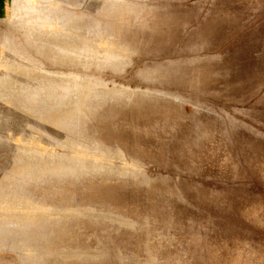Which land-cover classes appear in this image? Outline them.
<instances>
[{"label":"rangeland","instance_id":"obj_1","mask_svg":"<svg viewBox=\"0 0 264 264\" xmlns=\"http://www.w3.org/2000/svg\"><path fill=\"white\" fill-rule=\"evenodd\" d=\"M4 3L0 43L14 36L64 78L31 104L26 94L14 99L44 123L46 143L38 144L47 149L0 156V264H158L168 253H180L172 264H264V151L240 144L244 135L264 146V0H84L71 8L85 15V29L122 46L119 68L49 63L10 27ZM192 123L215 127L202 146L238 173L176 167L168 134L186 144ZM231 195L255 208L211 202ZM16 238L26 245L7 244Z\"/></svg>","mask_w":264,"mask_h":264},{"label":"bare ground","instance_id":"obj_2","mask_svg":"<svg viewBox=\"0 0 264 264\" xmlns=\"http://www.w3.org/2000/svg\"><path fill=\"white\" fill-rule=\"evenodd\" d=\"M83 1L84 0H6V4L4 3V5L6 7V12H4V13H6V18L9 20V21L8 20L7 21L9 22L10 27L14 31L22 34V36L25 39V42L34 50L36 55L42 57L43 59H45L46 61H48L49 63H51L53 65H57V64H61V65L83 64L86 67H89L91 64L97 65L99 63L104 62V63H109V64L113 65L115 68H119L127 58L126 52L122 48V46H120L119 44H116L112 39L105 37L100 32H98L99 36H97L96 33L93 32L92 30H90L89 28L85 29L86 28L85 27L86 21L84 19L85 15L83 13L77 14L76 11L71 10V8H78V6H80ZM107 4H110V3H107ZM62 6H66L67 8L62 7ZM112 6H113V4H112ZM110 7H111V5H110ZM106 8H108V6ZM131 17L133 18V16H131ZM130 32H131V29H130ZM14 38H15L14 36L12 39L5 37V39L0 43V156L8 155L12 151L20 150V149H22V151H25V152L33 150V151L37 152L38 154L42 155L43 152L46 151L47 148L41 146V144H38V142L46 143L45 139L41 135L42 132L45 130V125L41 121L40 118H38L37 120H34V121L31 119H28V117L26 116V113L31 111L30 105L26 104V102L21 103L19 101L14 100V99L20 97L23 94L24 95L26 94V97L29 99V103L31 104V102L37 101V99L40 96V89L43 88L47 82H53L56 79H63L64 75L59 73L58 71H50V70L46 69L45 67H43L42 61L40 59H36V58L31 57L23 49L22 45H19L18 42ZM183 74H184V72H183ZM167 77H169V76H167ZM172 80H173V78H172ZM166 81H167V79H166ZM61 88H63L64 91H68L67 85L62 86ZM192 128H195V131H194L195 136L192 138V140H190V141L187 140L186 144H182V143L180 144V141H182V140H180V135L178 133L170 132L168 134L170 139H169L168 143L166 144V147L169 150L170 156L174 159V163H175L176 167H178L184 171L185 170H195L198 173L208 171V170H209L208 172H210V170H212V171L216 172L218 175H226L227 176V174H231V175L234 174V172H236L234 169L237 168L236 167L237 165L232 160H229L226 157H221V156H223V154H222L220 156L221 160L219 162H216V161H214L213 156L217 155L218 152L217 153L214 152L215 150L210 151V149L209 150L205 149L202 146L203 143H204L205 147L208 146V145H205L206 141H203V143H202L201 140H203V138H205L207 140L206 135L210 134L211 132L213 134V131L216 130L215 127L212 125H208V126L204 125V126H201V129H200V128H198L197 125L192 123ZM146 133H148V132H146ZM192 133H193V130L190 133V135ZM217 133H216V137L218 135ZM13 135L17 136L16 137L17 140L16 141L14 140L15 142L10 139V137H13ZM190 135H187V136H190ZM213 136H212V138H213ZM218 138H220V137H218ZM187 139H189V137H187ZM209 139H210V141L213 140V139L211 140V136H210V138H208V140ZM241 139H243V140L241 141L242 143H240V144L242 146L247 145L248 149H249V147L252 148L254 150V153L257 152L258 150L264 151V146L261 145V143L259 141L255 140L251 137L244 136V135ZM210 141L209 142L207 141V143L211 144L212 142H210ZM216 141L217 142L221 141V139L218 140L216 138ZM213 144H215V140H214ZM213 144H212V147L214 146ZM218 144H219V142H218ZM218 146H220V145H218ZM206 148H208V147H206ZM214 148H216V147H214ZM211 150H212V148H211ZM222 150L223 149L220 150L221 153H223ZM225 150L226 149H224V151ZM260 158H261V156H260ZM260 164H262V162ZM260 164H259V167H260ZM253 167H255V166H253ZM261 167H260V170H261ZM238 168H240V167H238ZM179 172H180V170H179ZM184 173H186V172H184ZM236 173H238V172H236ZM175 174H177V173H175ZM240 174H241V172H240ZM178 176H179V174H178ZM233 176H235V175H233ZM168 177L173 179V177L170 174L168 175ZM206 177L208 178V176H206ZM174 178H175V175H174ZM231 178H232V176H231ZM173 180H175V179H173ZM3 195H4L3 191H2V189H0V201L3 199ZM211 202H215L219 206H222L226 209L228 207H231L233 209H241V210L245 211L246 214H250L251 210L255 208V207L253 208V204H251V203L250 204L249 203L244 204L243 199L237 198L235 195H231L228 197L220 196V197L212 199ZM241 210H239V211H241ZM254 212H256V211H254ZM244 217H245V215H244ZM252 218H253V215H252L251 219ZM189 223H191V225H193L194 222L192 220L191 221L189 220ZM178 225H179L178 219L174 220V223H173V228L175 229L174 231H176V229H179L178 227L176 228V226H178ZM195 227H197V226H195ZM190 228L191 227L189 226V229ZM195 229H197V228H195ZM191 230H192V228H191ZM180 231H182V230H180ZM195 232L197 233V231H195ZM174 234H173V236H176V235L178 236V234H175V235ZM181 235H183V234H181ZM185 235H187V234H185ZM189 236H191V235H189ZM181 237H183V236H181ZM173 238L174 237H172V240H173ZM175 238H177V237H175ZM13 239L9 240L7 242V244L9 243L12 246H16V245L21 244L25 241L22 238H16L15 240H13ZM190 240H188V241L192 242L194 240V238L192 239V241H190ZM212 241L210 239V241L209 242L207 241V242L210 244V243H212ZM203 242H202V245H203ZM4 243H6V240L4 241ZM179 243L180 242L178 240V244ZM198 243H197V245H198ZM1 244H2V242L0 241V245ZM23 244L26 245V243H23ZM192 244H193V242H192ZM200 244H201V242H200ZM200 244H199V246H201ZM218 244H215V245H218ZM184 245H187V244H184ZM211 245H214V244H211ZM242 245H243V243H242ZM204 246H205V243L202 246L204 248L203 253L205 252L204 250L207 248L206 246L205 247ZM246 246H249V245H246ZM211 247H213V246H211ZM227 247H226V249H227ZM243 247H244V245H243ZM208 248H210V247H208ZM220 248L218 247V249H220ZM245 248H247V247H245ZM184 249L186 250V248H184ZM193 249H194V247H193ZM213 249L214 248H212L211 250H213ZM216 249L217 248H215V250ZM218 249H217V252H219ZM222 249H223V247H222ZM188 251H189V249H188ZM190 251H191V249H190ZM200 251H201V248H200ZM220 251H221V249H220ZM237 251H239V249ZM247 251H248V249H247ZM182 252H183V250H182ZM242 252L245 253V250H243ZM192 253H193V251H192ZM198 253H200V252H198ZM250 253L252 254V252H250ZM250 253H248V254H250ZM179 254H177V255L179 256ZM184 254L182 256H184ZM248 254H246V255H248ZM207 255H209V254H207ZM259 255H256V256H259ZM174 256H175V253L164 254V256L162 258L157 259L158 264H172V260L174 258L176 259L178 257V256L177 257H174ZM188 256H189V254H188ZM197 256H199V255H197ZM216 256H218V255L216 254ZM244 256H245V254H244ZM201 257H202V255H201ZM203 257H204V255H203ZM260 257L262 258L261 255L259 256V259H261ZM195 258H196V256H195ZM199 258H200V256H199ZM245 258H247V257H245ZM149 259L151 261L156 260L155 257L150 253H149ZM175 259H174V261H175ZM190 259L191 258H188L189 261H190ZM193 259L194 258H192V260ZM255 259H257V258H255ZM259 259H257V260L259 261ZM184 260L186 262L187 259L185 258V259H183V261ZM203 261H205V260H203ZM258 261H255V262L257 263ZM262 261H264V259ZM178 262H180V260ZM189 263H191V262H189ZM204 263L206 264V262H204ZM241 263H242V259H241ZM241 263H239V264H241ZM183 264H184V262H183ZM261 264H262V262H261Z\"/></svg>","mask_w":264,"mask_h":264}]
</instances>
